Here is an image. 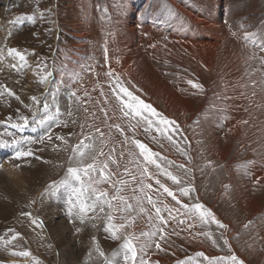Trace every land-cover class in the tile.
Listing matches in <instances>:
<instances>
[{"label":"rangeland","instance_id":"rangeland-1","mask_svg":"<svg viewBox=\"0 0 264 264\" xmlns=\"http://www.w3.org/2000/svg\"><path fill=\"white\" fill-rule=\"evenodd\" d=\"M257 1L264 8V0ZM247 3L248 0L245 4ZM88 4L84 11L79 8L77 0H0V85L4 86L0 87V93H3L0 95V122L10 116L15 124H23L21 117H28L30 121L29 126L23 128V130H28L26 134L16 132L13 127L15 124L8 122L11 124L12 131L4 127L5 134L0 136V141L13 138H23L27 141L28 137H31L32 141H39L45 133H50L52 136L51 140L45 137L43 143L25 145V148L30 146L35 155L34 171L27 173L28 175L23 174L21 181L14 180L12 184L15 192L17 189L21 191V198L15 193L12 197L8 196L1 200L3 204L0 208V237L4 239L0 241V264H104V258L95 252L89 256L93 247L92 237H96L97 243L107 256H110L122 243V241H113L104 231L102 219L88 221L84 225H81L79 220L70 222L69 219L67 224L73 226H71L70 233L66 231L63 233L64 241L57 243L58 247L48 239L46 233V237L39 235L46 221L45 216H42V208L47 209V201L52 199V196L45 193V189L52 181H60L65 177L70 166L71 147L85 136L91 137L90 141H85L86 143H93L97 149L102 148L105 154L111 153L114 158H118V167L110 164V170L114 173L111 182L127 181V183L118 185L122 188L120 194L124 195L134 207L136 197L142 195L139 187L143 179L144 184L153 185V189L146 190V192L157 201V207L163 208V205L167 204L169 208L174 209L171 215L167 211L161 212L167 224H161L156 219L155 209L147 203V200L143 201V207L147 209L144 213H140L138 209L132 213L135 223L127 230L129 233L139 236L141 232L155 231L157 226L164 229V240L159 239L160 233L153 237L154 241L161 244V249H156L153 245L147 250L146 259L150 264H157V262L158 264H178L179 261H184L188 257H193L197 264H207L203 257L195 256L197 252H204L209 257L227 256L234 253L238 259L244 261V264H264V94L258 99L252 95L256 92L261 95L264 89V75L258 71L259 65L250 63L251 67L242 68V66L239 67L240 63L237 64L235 61V64L233 60L227 59L221 61L210 76L202 72L200 73L202 78L197 79L199 75L195 76L196 73H191L186 69L185 75L188 78L178 76L172 77V80L169 78L170 85L186 94L187 100L193 98L192 104L184 103L185 105L160 97L154 98L152 102L153 99L145 91L137 90L138 87L130 88V84L129 86L119 79L124 87L133 92V95L151 104L159 113L178 125V127L160 125L161 129L168 128L166 133L157 132L155 126L145 131L147 124L140 117H124L122 112L117 110L118 120L120 119L118 123L127 132V137L129 136L132 140L138 138L153 152L159 153L157 162L167 172L177 176L180 184H174L171 179L156 169L155 165H147L149 172L172 190L182 204L200 203L204 205L212 211L218 221L227 225V228H219L215 223L204 224L200 221L198 214H187L188 210L163 193L154 179L150 180L141 176L144 162L143 157L139 155V149L136 148L135 152L138 160L131 162L132 155L130 156L129 153L132 151V143H129V140L125 141V134L121 135L114 127H110L116 123H112L110 117H105L99 103L106 99L110 107H106L107 110H116L119 102L113 92L116 88L117 77L115 75L110 76L112 81L110 84L102 80L105 86L101 94L99 93L100 97L83 93L81 96L76 95L80 98L77 100L71 95L73 98L69 96L70 101L65 104V107L64 103H61L58 86L55 83L50 85L54 80L53 72L63 66V58L60 54L63 51L58 52L59 45L63 48L72 47L73 42L78 41L71 35L73 26L80 25L84 32L90 35L86 21L89 20V15L94 9L91 2ZM262 7L261 10L264 12ZM16 17H24V19L18 23H10V21H15ZM27 17H34V22ZM103 27L106 30L107 27L105 25ZM65 32L70 34H65ZM85 42L88 44L85 40V46L89 47V44ZM8 48H16L24 53L27 64L21 67L22 62L18 58L13 59L7 55ZM194 54L201 58L196 53ZM55 55L58 56L57 59ZM182 61L190 63L191 69H197L193 62L183 58ZM12 64H16L17 68L10 67ZM230 66L233 68L230 69ZM27 71L30 75H27ZM262 71L264 73V70ZM189 80L201 84L204 92H192L193 87L188 83ZM249 80L251 81L250 87ZM240 81H244L247 86L240 84ZM99 83L102 86V83ZM227 86L229 89L226 88ZM208 89L212 93L207 91ZM250 89L253 93L249 92ZM7 90H11L15 95H8ZM116 92H119L118 88ZM208 93L210 96L207 95ZM101 95H105L106 98ZM17 96L19 100L16 99ZM33 96L40 101L39 105L33 102L31 99ZM87 98L91 101L89 105L92 107L93 119L88 113L83 112L84 108L90 107H87L83 101ZM252 102L255 103L257 109L254 110ZM45 103L49 106L48 114L52 116V119L43 125L35 124L41 133L36 130L34 132V128L32 129L34 124L31 123L32 116L35 113L39 119L44 114L43 105ZM94 108H98V112ZM243 108H247L248 111ZM57 109H59L58 113ZM242 109L245 113L243 116H241ZM69 111L72 113L71 116L67 114ZM145 115L147 116L148 113ZM149 118L159 119L158 117ZM137 121H140L139 125ZM61 122H66L67 127H64ZM130 125L132 127H129ZM135 127L140 128L138 135L132 134V129ZM97 128L103 133L108 131L105 135L107 142L103 141L104 136L101 137L100 132L96 131ZM57 136H63L68 143L57 140ZM168 136L172 139L169 140ZM251 141H259V143L254 146ZM112 149L115 151L111 152ZM121 152H123L122 157ZM103 159L104 157H100V160ZM167 161L173 163L168 164ZM2 163L0 160V164ZM181 164L185 167H177ZM71 166L76 167V161H72ZM125 168L128 172H125ZM132 176L136 179L133 180ZM92 177L102 179L98 172L92 173ZM188 186L194 187L195 191L187 197L181 195L179 189ZM99 187L106 188L112 194V189L107 183L100 184ZM134 189H136L135 192ZM42 193L45 194L42 195ZM63 195V190H61L58 196ZM247 197L252 199L250 203H247ZM63 210L67 212V205L63 206ZM24 213H30L31 217ZM149 215L153 217L151 220L148 219ZM92 223L97 225L96 228L91 227ZM29 225L31 228L28 227ZM245 225L248 226L245 227ZM76 227L82 229L80 233H76ZM206 233L211 234V239ZM70 234L74 236V241L71 240ZM14 235L15 240L11 239ZM140 239L146 240L147 237H140ZM224 239L228 240V245L224 244ZM213 240L216 241L215 244ZM5 241L10 242L5 243ZM45 244L48 249L45 248ZM229 246L231 251H229ZM52 250L56 254L52 253ZM25 251L31 255L27 257L13 255V253ZM68 252H70L69 256H67Z\"/></svg>","mask_w":264,"mask_h":264},{"label":"bare ground","instance_id":"bare-ground-1","mask_svg":"<svg viewBox=\"0 0 264 264\" xmlns=\"http://www.w3.org/2000/svg\"><path fill=\"white\" fill-rule=\"evenodd\" d=\"M89 2L94 9L89 15V20L86 21L90 35H87L80 25H74L71 35L78 41L73 42L72 47L63 48L60 45L58 47L59 53L63 51L60 53L63 58V66L53 72L54 80L50 85L55 83L58 86V94L61 103H64V107L70 101L69 96L72 92L80 96L83 93H87L88 96H99L105 86L102 80L109 82V84L112 82L110 76L107 75L109 71L122 82L127 85L130 84V88L138 87L137 90L145 91L153 99L152 102L154 98L160 97L161 99L169 98L178 104L193 102V98L187 100L186 94L177 91L169 82L172 77H187L185 75L186 69L190 70L191 73H196L195 76H200L202 72L204 75L208 73L210 76L221 61L230 59L236 61L237 64L240 63L239 67L242 66V68L251 67L250 63L251 65H259L257 69L264 75L262 71L264 70V62L260 59L264 57V51L260 50L261 47H264V12L261 10L262 5H259L257 0H248L247 5L245 4L246 0H77L79 8L84 11H86V5H89ZM262 9L264 8L262 7ZM255 19H258V22ZM56 21L58 22V19ZM104 25L107 27L106 30ZM246 32L255 34V39H249L245 42L243 37ZM67 33L70 34L65 32V34ZM57 34L59 36V32ZM85 40L89 47L85 46ZM194 53L205 59L206 63L201 58L196 57ZM253 54H255V58L249 59V56ZM54 57L58 58L57 55ZM182 58L193 62L197 69H191L190 63H184ZM260 67H263L262 70ZM232 68L230 66V69ZM170 74L171 77H169ZM27 75H30L29 71H27ZM200 78L202 76L197 79ZM99 82L102 83V86ZM241 83L247 86L244 81H240ZM250 84L251 81L249 80V87ZM263 90L261 95H258L257 92L253 93L251 89L249 92L258 99L264 94ZM207 95L210 96V93ZM101 96L105 97V95ZM252 99L254 100V98ZM83 101L87 107L90 106L84 108L83 112L91 116L92 107L89 105L91 101L88 98L83 99ZM252 103L254 110L257 109L255 103ZM99 106L104 110L109 107L106 99L101 100ZM94 109L98 112V108ZM243 109L248 111L247 108ZM243 109L241 116L245 115ZM249 111L251 110L249 109ZM107 112L112 123H118L120 119L118 120L119 112L117 109H109ZM12 119L10 116V118H5L0 122V136L5 134L4 127H7L8 131L11 130V124L8 122L15 124ZM32 126L34 132L36 130V132L41 133L37 129V125ZM139 129V127L132 129V134L138 135ZM14 130L21 134L28 133V130L17 127ZM107 132L103 133V141L105 142H107L105 136ZM125 135H128L127 132ZM31 139L28 137V140ZM128 140L129 143L132 141L129 136ZM251 143L255 146L259 141H251ZM131 150L133 154L131 162L133 160L136 162L138 157L135 153V145L132 144ZM126 156L128 157V155ZM14 157V148H0V160L3 162L0 164V208L3 204L2 198L12 197L15 193L19 197L22 196L18 189L15 192L12 184L14 180L16 182L21 181L23 174L32 173L35 168L34 153L33 156L22 159H15ZM60 196H52V199L47 201V209L42 208V216H45L44 220L46 221L43 223V230L39 234L46 237V233L48 239L52 240L56 247L59 245L57 243L62 242L65 236L63 233L65 231L70 233L71 226H73L67 224L70 217L63 210V206L66 205V195ZM247 199V203L252 200L250 197ZM251 204L253 205V203ZM70 237L74 241L72 234ZM45 248L48 249L47 244H45ZM52 253L55 252L52 250ZM69 255L70 252L67 253V256Z\"/></svg>","mask_w":264,"mask_h":264},{"label":"snow or ice","instance_id":"snow-or-ice-1","mask_svg":"<svg viewBox=\"0 0 264 264\" xmlns=\"http://www.w3.org/2000/svg\"><path fill=\"white\" fill-rule=\"evenodd\" d=\"M41 15H43L41 13ZM24 17H16L15 21H10V23L21 22ZM29 20H33L34 17H27ZM11 35V33H9ZM235 35V33H233ZM244 40L247 42L249 39H255V34L245 33ZM155 47V45H152ZM261 51H264V47H261ZM7 55L13 59L18 58L22 62L21 67L27 64L25 54L17 50L16 48H8ZM255 54L249 56V59H254ZM264 62V57L260 58ZM12 68H17L16 64L10 65ZM107 75L112 76L113 73L109 71ZM188 83L195 89L203 91V86L199 83L193 82L191 80ZM0 87H4L0 85ZM116 88L119 89V92H116ZM116 88L113 89V92L116 94V99L119 102L116 106V109L122 112L124 117H140L141 120L145 121L147 127L145 131H149L153 126L157 132L166 133L168 128L161 129L160 125L173 126L176 125V122L169 120L167 117L159 113L151 104L145 103L138 96L133 95V92L129 91L127 87H124L119 78H116ZM8 95H15L11 90H7ZM3 93H0L2 95ZM122 94V95H121ZM72 96H75L77 100L80 98L76 96L75 92L71 93ZM127 97V99H124ZM16 99L19 100L17 96ZM33 102L37 105L40 104V101L33 96L31 98ZM48 105L45 103L43 105L44 114L37 119V115L34 113L32 116L31 123L43 125L46 121L52 119V116L48 114ZM57 113L59 109L56 110ZM106 118H108L107 110L102 109ZM145 113H148L146 116ZM69 116L72 115L71 111L67 113ZM149 117H158V120L150 119ZM23 124H15L13 127L23 129L28 127L30 121L28 117H21ZM63 123L64 127H67L66 122ZM75 123V121H73ZM140 121H137L139 125ZM247 123V121H244ZM110 127H114L121 135L125 134V130L121 127L119 123L113 124ZM129 127H132L131 125ZM178 127V125H176ZM175 130V129H173ZM97 132H100V129H96ZM101 137H103V132H100ZM45 137L48 140L52 139L50 133H45L44 137H41L39 141L24 140L23 138H13L11 140L0 141V148H14L15 149V159H21L23 157L33 156L32 148L29 146L25 148V145H31L33 143H43ZM57 140L62 141L67 144L68 141L63 136H57ZM168 139L171 140L172 137L168 136ZM90 136H85L84 139H81L77 144L71 147L72 155L69 157L70 166L67 169L65 177L60 181H52L47 188L45 193L50 196L58 195L61 190L66 194V205H67V214L70 217V222L79 220L81 225H84L88 221H104V231L109 234L110 238L113 241H122L118 248L114 250L110 256H107L105 252L101 249L97 243L95 236L92 237L93 247L89 252V256L93 252L98 254L100 257L104 258V264H150L149 260L146 259L147 250L151 247L156 249H161V244L153 240V237H156L160 233L159 239L164 240L163 235L164 229L157 226L155 231L152 232H141L139 236L135 233H129L127 230L135 223V217L132 215L133 212H136L137 209L140 213H144L146 209L143 207V201L147 200V203L155 209V216L161 224H167V221L161 215L162 211H167L169 215L174 211V209L169 208L167 204L163 205V208L157 207V201L152 198L151 195H148L146 190H152L153 185L151 183L144 184L143 179L140 181L139 192L142 194L139 197H136V205L130 203L128 199L121 195L122 188L119 187V184L127 183V181H116L115 183L111 182V177L114 173L110 170L111 165L119 166L118 158H114L111 153L105 154L102 148L97 149L95 144L86 143L85 141H90ZM128 140V137L125 136V141ZM136 148L139 149V155L143 157L144 167L141 170V176L147 179H154L155 183L159 185V189L163 190V193H166L168 196L172 197L177 204H180L182 208L188 210L187 214L196 215L198 214L199 219L202 223H215L219 228H227V225L218 221L215 215L210 209L205 208L204 205L200 203L194 204H182L179 199H177L176 194L170 190L167 186L162 184L158 178H156L152 173L149 172L147 165H155L156 169L160 170L163 175H166L169 179L172 180L174 184H180V180L177 176L173 175L171 172H167L160 163L157 162V158L160 156L159 153L153 152L146 144L142 143L139 140L133 139L131 141ZM115 149H112L111 152H114ZM129 155H133L129 153ZM120 156H123L121 152ZM100 157H104L103 160H100ZM40 159L39 157H36ZM76 161L77 166H71V162ZM90 161V162H87ZM168 164H172V161H167ZM251 163V162H249ZM19 167V165H17ZM179 168H184L183 164L177 165ZM98 172L99 177L102 179H93L92 173ZM125 172H128V169L125 168ZM132 179L135 180L136 177L132 176ZM107 183L108 186L112 189V194L106 188L99 187L100 184ZM157 189V191H159ZM134 192L136 189L133 190ZM180 194L183 196H190V193L194 192L195 189L192 186L182 187L179 189ZM45 193H42L44 195ZM34 203V201H33ZM24 215H30V213H24ZM153 217L148 216V219L151 220ZM118 220L119 222H114ZM182 222V221H181ZM35 223V221H33ZM251 223V222H249ZM96 224L92 223L91 227L96 228ZM248 225H245L247 227ZM80 227H76V233L81 232ZM11 231V230H9ZM211 239V234L206 233ZM140 237H147L146 240H141ZM3 237H0V240H3ZM11 239L15 240L16 236L14 235ZM10 241H5L9 243ZM216 241L213 240V244ZM224 244L228 245V240L224 239ZM229 251L231 248L229 246ZM13 255L19 256H30L31 254L27 251L13 253ZM196 257H203L207 261V264H244V261L238 259V257L233 253L232 255L227 256H215L209 257L205 255L204 252L195 253ZM158 264V262H157ZM178 264H197L193 257H188L184 261H179Z\"/></svg>","mask_w":264,"mask_h":264},{"label":"built area","instance_id":"built-area-1","mask_svg":"<svg viewBox=\"0 0 264 264\" xmlns=\"http://www.w3.org/2000/svg\"><path fill=\"white\" fill-rule=\"evenodd\" d=\"M207 91H210L211 92V90L210 89H208ZM212 93V92H211Z\"/></svg>","mask_w":264,"mask_h":264}]
</instances>
